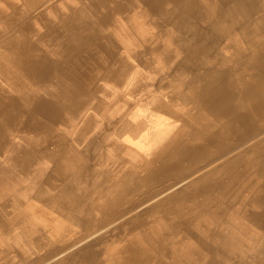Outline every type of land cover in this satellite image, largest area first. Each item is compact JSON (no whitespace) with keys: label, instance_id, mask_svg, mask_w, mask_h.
<instances>
[{"label":"bare ground","instance_id":"6f19581e","mask_svg":"<svg viewBox=\"0 0 264 264\" xmlns=\"http://www.w3.org/2000/svg\"><path fill=\"white\" fill-rule=\"evenodd\" d=\"M79 1L80 7L54 24L47 17L60 10H44L49 0H22L20 6L9 4L7 15L0 11V50H8L24 86H33L39 97L23 100L14 95L20 83L0 80V157L5 161L0 162V194L14 198L19 212L12 221H26V236L41 219L56 231L52 240L57 243L87 224L67 220L64 212L50 219L66 203V196L52 195L67 183L61 163L77 161V172H85L81 161L89 150L98 151L100 132L121 105L141 104L120 123L133 126L130 135H139L138 142L155 151L151 165L158 167L132 186L129 179L112 187V200L100 193L102 220L133 203L131 198L143 197L145 189L182 179L264 130V0ZM136 3L144 6L139 18L151 15L150 23L168 33L158 30L142 47L136 32L127 34L129 47L138 49L132 52L134 71L108 29L118 20L134 31L128 7L134 12ZM1 64L6 62L0 57ZM0 70L15 76L13 66ZM127 75L135 79L127 99L111 98L103 86ZM185 186L166 198L161 211H152L159 220L148 224L141 218L137 229L121 227L119 233L127 230L130 236L124 264H264V141ZM254 232L258 247L243 249L244 238ZM31 244L29 251L45 249L41 237L33 236Z\"/></svg>","mask_w":264,"mask_h":264},{"label":"rangeland","instance_id":"374dc122","mask_svg":"<svg viewBox=\"0 0 264 264\" xmlns=\"http://www.w3.org/2000/svg\"><path fill=\"white\" fill-rule=\"evenodd\" d=\"M21 2L22 0H0V11H2L5 15H7L9 13L10 5L17 4L18 6H20L22 5ZM136 5H137L136 7L137 9L134 10V12H133V9L128 7V11L134 18L133 26L136 27L135 30L133 29L134 31L131 30L130 32V29L127 28L126 25H124L118 20H115L112 23V27L108 29L109 34L113 38V44H115V46L119 50V53L123 55V60L126 61L134 71L137 68V63L135 59L133 58L132 52L137 51L138 49L135 47H129L128 40L125 38L127 34H130V33L134 34V32H136L140 36L142 43L139 42V45L141 46L144 42H146V40L153 39L155 35L158 34V30L162 29L161 31L165 32L163 28H160L150 23L151 15H150V18L148 16L147 17L145 16V18L144 17L139 18L138 16H141V15L137 16L136 13H140L141 11H143L144 6L138 3H136ZM49 6L59 7V10L61 12V13L59 12L57 14H53L50 17H47V19L51 20V22L54 24L59 21L60 17L64 15L66 16L71 15L72 11L74 10L70 11L69 9L80 7L81 3L79 0H49L48 4L45 7H43V9L47 10L49 9ZM35 21L37 20H34V25H39V23ZM43 24H44L43 22H40V25H43ZM35 29L38 32L43 31V28L41 26H37ZM165 33H168V32H165ZM159 49L162 50L163 49L162 46ZM5 51H8V50L6 49L0 50V57L3 59V62H6V64H1L0 66L4 67L5 69H7L9 66L11 67L13 66V69L15 70V67L12 64V62L7 59ZM158 65L159 63L156 65V67ZM18 69L15 70V76L11 74L10 72H8V75H5L0 70V80L1 81L5 80L7 84H9L8 82L9 80H11V82L15 84L20 83L22 85V89L19 92L17 91L16 93L14 92L15 93L14 95L21 97L23 100L26 98L29 102H31L34 99L39 98L33 86H31L30 84H27L24 86L23 83H26V82L22 80V74L20 72L21 68H18ZM134 82H135L134 77L127 75L125 79H123L121 82L115 85L107 84L105 86L103 85L102 86H103V89L111 96V98L122 97V98L127 99L128 93L132 89ZM7 88L9 89V87ZM10 93H11V90H10ZM17 93H20V94H17ZM28 104L30 105V103ZM140 105L141 104H138V103L132 105L131 107H127L126 105L124 106L121 105L118 108V110L115 112V115L111 118L112 123L110 122L106 126L107 129L106 128L102 129V131L100 132L101 134L99 136L100 139H99V142L96 144V147H98V151L95 152L92 149L89 150L88 152H86L84 159L81 161V163L85 167V170L88 173L86 171L85 172L83 171L80 173L77 172V167L80 165V163L79 162L77 163V161L69 163V164L66 163L65 161L61 163L62 166H64L66 169V171H64V176L66 178L67 183L65 184V186L59 188L58 191L56 192L54 191L52 195H54L55 197H59V198H65L66 196V203L61 210L59 209L60 211L56 210L55 213H50V219L52 221L56 220L59 218V215L62 216L64 212V216H66L67 220L68 219L70 220L71 218H77L87 223L86 226L83 227V229L81 228L82 229L81 233L77 235L76 241L72 240L71 242L67 243L66 244L67 247L69 248L73 247L79 244L81 241H84L94 235L95 236L96 235L98 236L107 235L106 233H109L108 235H117L123 225L124 226L129 225L128 229L132 227L133 229H137L134 226H136V224L141 220V218L149 219L150 221H147L148 224H151V222H153L154 220H159L160 215L156 216L155 214H153L152 211H154V209H157V208L159 209V211H161L160 206H162L163 202H166L167 197L169 198L170 195L172 194L174 195L176 192L181 191L183 189L182 187H186L185 185L192 183V182H196L198 178L214 170H217L219 166L225 164L228 160L235 158L242 152H246V151H249L255 148L258 143L261 144L264 141V139H262L264 137V130H263L262 132L257 133L255 136H253L250 140L244 141L239 146H234L235 148L233 149L240 147L236 149L234 152L226 156L219 157L216 160L207 162L208 164L207 163L201 164L200 166L197 167L196 170H194V172L187 174L186 177L182 179H177L175 180V182L174 181H171V182L161 181L160 183H158V185L160 186H157V187L153 186V188L151 189H145L146 192H144L143 197L138 198L137 200L136 198H131L132 200L134 199L133 203L131 202L130 204H124V206L119 208L120 211H118V213H113L116 215H113L112 217L109 216L107 220L106 219L102 220L103 215L100 212L101 210V196H100L101 194L100 193H103L104 196L112 200L111 195H109V191L112 187L117 188V186H119L121 182L125 180L129 181V179H131L132 184L130 186H132L136 184V182L142 181V179L146 176V174L149 171H153L155 170L156 167H158V164L151 165L152 164L151 162L153 161L151 154L154 153L155 151L149 152L150 150L149 147L142 146L138 142L139 135H135V136L130 135L131 134L130 129H133V126L125 125V123L124 124L120 123L122 119H124V117L127 118L125 120L127 121L131 115L136 114L140 108L139 107ZM73 137L70 136L69 137L70 140L73 139ZM114 138H116L115 141H114ZM15 142H18V141H15ZM77 147L79 150L83 149L84 144L83 145L77 144ZM115 149L120 150L119 154L114 152ZM0 162H5L4 158L0 157ZM50 166H52V164H50L49 167ZM129 172L137 176H135L134 178H129V174H130ZM148 196L150 197V199H148L149 198ZM154 200L156 201L152 204L151 202ZM4 204H7V205H4ZM15 205L16 203L12 196L7 197L6 194H0V242H1L0 243V264H34L33 261L43 256L45 252L43 250L42 251L32 250L31 249L32 247L30 248V251H29V247L30 245H32L31 241L33 239V236L40 238L41 236L40 234H45L47 236L50 235L49 238L52 241L56 231L55 230L53 231V229L50 228L49 226L48 228L45 227V224L48 225L47 221H45L46 223L44 222L41 223L42 220L39 219L38 226L35 227V230L31 232L30 236H26L28 235V229H29L28 226L25 227L26 221L25 220H22L20 222L12 221L13 217L19 212L18 207ZM7 206L12 207V208H9ZM230 213L231 211L230 209H228L224 217L228 218V215ZM31 215L32 214L30 213L29 214L30 218H31ZM114 218H115V221H114ZM213 222H216V221H213ZM34 223L35 222H33V224ZM112 224L113 226H111ZM242 228H243L242 230H246L248 229V226L243 225ZM251 229L252 231H254V227H251ZM253 234H254L253 237L244 238L245 241L243 243H245V246L243 247V249L247 250V248L251 246L258 247L257 246L258 244H256V241L258 240L259 237L256 238L257 233L254 232ZM43 244L46 245V243H43ZM54 245H57V244L55 243ZM54 250H55L54 254L56 255L58 253L57 247H55ZM29 253H30L31 258L29 257Z\"/></svg>","mask_w":264,"mask_h":264},{"label":"crops","instance_id":"0c3cea01","mask_svg":"<svg viewBox=\"0 0 264 264\" xmlns=\"http://www.w3.org/2000/svg\"><path fill=\"white\" fill-rule=\"evenodd\" d=\"M111 226H113V224ZM128 226L129 225H127L126 229L129 228ZM125 227H126V225L124 226V228ZM49 236H47L45 234H42L40 236L42 242L46 243V245L44 246L45 254L43 256L35 259V261H33L34 264H87V263L88 264H119L120 259H121V264H124V261H123V259L125 257L124 255L126 254V256H128V254H129L130 236H129L127 230H122L121 233H118L117 235H108V234L107 235H99V236L94 235V236H91L84 241H81L79 244H77L73 247H70V248L67 247L66 244L71 242L72 240L76 241L77 235L75 237L65 239V241L63 240L60 243L55 242V240L51 241ZM51 242H53V244H51V245L47 244V243H51ZM55 243L57 245H54ZM55 247H57V251H58V253L56 255L54 254V252H55L54 248ZM94 249H95V251H94ZM125 250H126V253H125ZM117 251L121 252L120 257H119V254H117L118 253ZM99 259H100V261H99ZM102 261H104V262H102Z\"/></svg>","mask_w":264,"mask_h":264}]
</instances>
